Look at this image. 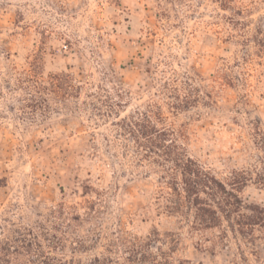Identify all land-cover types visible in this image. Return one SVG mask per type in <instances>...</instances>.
Wrapping results in <instances>:
<instances>
[{"label":"rangeland","instance_id":"obj_1","mask_svg":"<svg viewBox=\"0 0 264 264\" xmlns=\"http://www.w3.org/2000/svg\"><path fill=\"white\" fill-rule=\"evenodd\" d=\"M152 112L264 207V0H0V240L50 232L82 263L154 240L170 264H264V229L168 212L167 171L131 133Z\"/></svg>","mask_w":264,"mask_h":264},{"label":"trees","instance_id":"obj_2","mask_svg":"<svg viewBox=\"0 0 264 264\" xmlns=\"http://www.w3.org/2000/svg\"><path fill=\"white\" fill-rule=\"evenodd\" d=\"M156 118L155 112L143 115L140 121L133 123L135 129L131 133L137 145L146 151L147 160L167 171L162 179L168 212L190 214L192 228L197 231L217 229L226 224L228 231L244 239H253L258 228L264 229V207L246 204L241 197L247 181H238L236 176L227 181L218 179L177 144L173 139L174 131L158 129L154 125ZM28 235L0 240V264H123L114 257H95L87 263L59 258L52 255L63 242L57 236L32 230ZM154 242L127 247V263L170 264L166 253L155 255L150 251Z\"/></svg>","mask_w":264,"mask_h":264}]
</instances>
